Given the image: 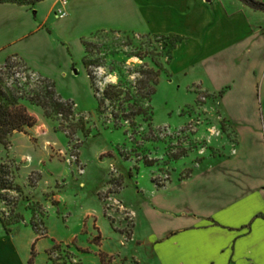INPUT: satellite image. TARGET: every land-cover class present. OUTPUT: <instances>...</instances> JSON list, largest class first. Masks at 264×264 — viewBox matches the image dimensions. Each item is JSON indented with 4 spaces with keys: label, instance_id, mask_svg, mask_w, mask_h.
Listing matches in <instances>:
<instances>
[{
    "label": "rangeland",
    "instance_id": "rangeland-1",
    "mask_svg": "<svg viewBox=\"0 0 264 264\" xmlns=\"http://www.w3.org/2000/svg\"><path fill=\"white\" fill-rule=\"evenodd\" d=\"M251 8L261 13L255 24L264 27V10ZM78 28L73 23L54 32L48 29L37 40L48 59L37 61V68L29 66L52 80L62 96L74 95L73 117L46 116L42 108L27 104L36 123L0 142V161L13 177L7 200L0 199V215L11 222L19 242L33 232L27 264H148L139 209L148 188L189 177L204 160L230 156L237 134L218 94L197 82L203 79L202 70L187 65L183 51L172 56L169 70L174 34L103 29L88 38L91 56L105 55V66L94 73L99 93L108 83L132 85L140 66L155 67L152 59L168 70L161 73L151 98V120L138 116L134 124L122 121L114 127L111 101L103 113L96 111L98 100L83 66L82 38L90 33L83 35ZM254 45L259 64L249 112L264 146V39L259 37ZM5 60L0 59L1 76ZM11 72L19 81L27 80L22 67ZM69 127L75 128L71 139L64 131ZM0 228L11 232L1 222Z\"/></svg>",
    "mask_w": 264,
    "mask_h": 264
},
{
    "label": "crops",
    "instance_id": "crops-1",
    "mask_svg": "<svg viewBox=\"0 0 264 264\" xmlns=\"http://www.w3.org/2000/svg\"><path fill=\"white\" fill-rule=\"evenodd\" d=\"M59 7L61 0L1 2L0 59L17 54L37 68L48 59L37 40L73 23L83 35L98 29L178 35L172 56L183 51L185 64L200 67L197 82L218 94L236 131L230 156L148 188L139 206L148 264H264V146L249 112L259 64L254 43L264 39V27L255 24L261 13L241 0H66L63 17L56 16ZM16 232L0 228V264H27L34 234L19 242Z\"/></svg>",
    "mask_w": 264,
    "mask_h": 264
},
{
    "label": "trees",
    "instance_id": "trees-1",
    "mask_svg": "<svg viewBox=\"0 0 264 264\" xmlns=\"http://www.w3.org/2000/svg\"><path fill=\"white\" fill-rule=\"evenodd\" d=\"M40 0H0L1 2H14L18 4H34ZM255 9L264 10V4L256 0H242ZM103 29L97 30L89 34L88 37L82 38L84 46L83 66L89 77L90 85L98 100L96 111L103 113V108L107 100L113 103L112 117L114 127H121L122 121L134 124V118L142 116L150 121L152 116V107L150 105L152 96L156 93L159 78L162 72L167 73L159 61L152 59L155 67L146 64L140 66L135 72L138 77L132 85L123 86L122 83H108L106 87L99 93L95 86V69L105 66V55L91 56V47L93 46L88 38L94 34L102 32ZM174 49L181 40L178 35L172 36ZM142 59L143 57L137 55ZM172 55L168 56L166 65H169ZM13 59H18L12 64ZM22 67L28 72L26 81L21 82L15 78L12 67ZM5 71L4 75H0V142L7 143L8 138L16 131L24 132L28 127L36 123V118L29 111L27 104L35 105L44 111L46 116H60L61 119L73 117V101L64 98L56 91L54 82L48 77L42 76L39 72L32 69L23 58L17 54L10 55L6 58L2 67ZM36 76L35 82H30V78ZM11 78V79H10ZM82 129V127L80 128ZM71 139L75 134V128L64 130ZM11 171L7 165L0 161V199L5 198L7 191L13 189ZM15 203V202H14ZM0 221L7 232L11 231L10 224L0 215ZM15 222V221H14Z\"/></svg>",
    "mask_w": 264,
    "mask_h": 264
},
{
    "label": "built area",
    "instance_id": "built-area-1",
    "mask_svg": "<svg viewBox=\"0 0 264 264\" xmlns=\"http://www.w3.org/2000/svg\"><path fill=\"white\" fill-rule=\"evenodd\" d=\"M66 4V0H61V7H59L56 11V15L58 17H63L65 15L64 5Z\"/></svg>",
    "mask_w": 264,
    "mask_h": 264
}]
</instances>
